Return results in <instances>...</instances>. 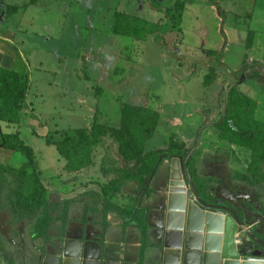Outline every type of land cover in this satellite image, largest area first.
<instances>
[{
	"label": "rangeland",
	"instance_id": "obj_1",
	"mask_svg": "<svg viewBox=\"0 0 264 264\" xmlns=\"http://www.w3.org/2000/svg\"><path fill=\"white\" fill-rule=\"evenodd\" d=\"M27 1L19 0V3L22 5ZM178 1L186 2L181 24L174 19L180 30L167 28L160 35L146 32L142 39L113 31L116 11L140 16L153 25L166 22L164 7L170 14H176ZM214 1L227 16L225 24L217 7L208 0H161L163 8H159L155 0H65L64 10L59 9L60 5L56 6L57 0H51L49 6L59 10L44 7L29 10L28 22L24 19L23 25L15 31L14 42L29 65L31 87L27 104L31 111L23 112L19 128L2 123V130L14 133L20 129L24 141L35 150L47 186L46 180L64 169L65 160L55 142L69 133L66 130L91 127L97 119L105 136L116 141L115 133L122 127L128 107L141 106L139 103L150 106L152 100L163 115L159 112L158 132L154 140L147 143L146 150L166 147L171 135L177 140H180L177 137L187 140L183 142L189 154L203 128L193 154L195 167L198 162L196 172L199 174H196L215 177L210 190L216 198L214 203L232 205L238 213H244L247 220L261 218L264 214V182L251 186L234 178L236 172L247 170L251 152L222 140L216 124L226 113L231 85L240 94L264 102V0ZM23 12V9L18 12L15 19ZM7 21L6 18L3 25H7ZM222 26L226 37L221 33ZM251 29L254 35L250 41L248 32ZM231 69L237 70L235 76L230 73ZM202 109L206 114L212 111L213 117L204 120ZM127 118L133 123L135 116L129 114ZM94 153L98 158V146L93 156ZM1 154L4 158L9 157ZM110 156H104L103 169L108 171L107 179H117L120 183L123 172L129 169L117 167L118 161ZM25 162V157L17 152L11 161L0 164L20 168ZM174 162L176 169H173ZM184 162L181 157L164 158L149 186L130 180L125 193L113 192L110 200L114 205L107 203L100 193V182L95 179L101 177L95 166L87 173V179L91 181L81 187L67 186L63 192L48 188L49 192L43 194L40 203L35 202L20 211L25 218L16 216L17 209L0 207V264H43L46 256H54L52 251L59 250L62 254L74 243L80 245L83 253L91 246V249H97L99 264L119 263L124 248H120V243L111 241L109 244L106 238L107 213L111 212L115 219L122 218L125 230L133 221L128 217L129 212L144 204L149 208L147 218L154 214L152 220L160 216L166 222L173 174L178 173L177 180L183 181ZM123 164L130 168L125 162ZM31 170L27 163V172L31 173ZM89 185L95 187L89 192L78 193ZM187 188H191L189 182L184 185V192ZM60 200L65 201V207L69 205L70 213L73 212L71 218H53L46 229L44 225L48 219L45 220L44 215H55L54 209L47 210L48 206L53 207ZM89 210L103 212L101 233L87 226L96 218ZM41 219L45 222L41 223ZM163 226L165 228L166 224ZM253 229L263 240V235L258 232L260 224H255ZM45 230L48 232L36 236L37 231ZM157 230L153 233L163 245L162 231ZM262 230L264 232V227ZM189 231V227L180 231L179 247H173L177 249L176 254L192 252L193 249L185 245L189 240H195L203 246L207 261L223 264L224 224L218 233L219 244L212 248L207 244L210 234L207 229ZM122 237L125 239V234ZM46 238H52L53 246ZM237 239L238 246L253 241L246 231H241ZM149 246L151 243L146 240L141 249L146 250Z\"/></svg>",
	"mask_w": 264,
	"mask_h": 264
},
{
	"label": "trees",
	"instance_id": "obj_2",
	"mask_svg": "<svg viewBox=\"0 0 264 264\" xmlns=\"http://www.w3.org/2000/svg\"><path fill=\"white\" fill-rule=\"evenodd\" d=\"M159 8H163L161 0H155ZM212 2L218 10L223 24L227 16L216 1ZM37 0H30V4H35ZM153 2V0H151ZM27 6H5L3 0H0V21L6 22V15L16 13ZM186 2H176L175 13L170 14L164 8L167 16L165 23L151 22L140 16H131L122 11H116L114 14L115 23L113 31L115 34L126 35L142 39L146 32L156 35L163 34L166 29H176L174 19L180 25L184 14ZM154 27V28H153ZM179 28V29H178ZM180 30V27H177ZM221 33L226 37L223 26ZM254 30L248 32V39L251 41ZM211 53L214 51L211 50ZM31 87V74L28 64L22 59L19 51L16 50V60L12 68L0 66V152L6 155L21 153L27 162L20 168H7L8 165L0 164V207H11L17 209L16 216L20 218V211L29 208L33 203L39 202L43 194L49 192L48 187L43 180L42 171L39 168L35 150L28 145L21 136L18 129L14 133H6L2 130V123L21 126L24 106ZM257 101L249 95L240 94L234 85L230 86L228 95L227 112L223 118L216 124L220 130V138L231 144L246 148L251 152V159L245 172L238 171L235 173V179L254 186L257 182H264V122L256 118ZM129 114L135 116L134 122H129ZM122 127L115 133L116 141L119 143V153L127 162L135 161V171H124L120 180L135 179L147 187V178L158 172V166L164 158L181 157L186 160L188 150L185 142L171 138L167 148L146 151V143L154 136L160 120L159 111L145 106H129L128 112L124 114ZM129 127L125 130V127ZM69 133L59 141H56V147L60 155L65 159V168L69 172H78L93 163V152L95 147L100 143L106 133L97 119L94 120L91 127L70 128ZM48 142L50 140L48 139ZM27 163L32 167L31 173L27 172ZM25 167L22 172V168ZM188 167L191 171L194 183L198 192L205 202L214 203L216 198L210 194L213 188L212 177H201L196 173L195 155L193 154L189 161ZM30 173V174H29ZM32 182L35 186H32ZM122 183L116 180L101 186V193L107 203L112 205L110 197L113 192H120ZM149 188H147V192ZM27 203V205H25ZM40 203V202H39ZM227 204V203H226ZM233 207L232 205H230ZM62 207V208H61ZM115 207V206H114ZM234 208V207H233ZM38 209V208H37ZM54 209V210H53ZM62 209V210H61ZM47 210H53V213L44 215V227L48 229L53 218L68 217L71 218L69 205L65 207V201L60 200L53 207L48 206ZM139 210V212H138ZM60 213L58 214V212ZM149 208L138 207L129 212L128 217L135 221L142 233V245L148 238L150 226L147 221ZM244 219V213H239ZM26 217V216H22ZM45 220H39L45 222ZM41 222V223H42ZM40 223V224H41ZM50 227V226H49ZM41 230H43L41 228ZM45 231H37L36 236L44 235ZM255 232V231H254ZM255 234L261 237L257 232ZM46 241L53 244L52 238H46ZM3 243L2 245H4ZM45 250V249H44ZM144 251L141 249L139 264H144Z\"/></svg>",
	"mask_w": 264,
	"mask_h": 264
},
{
	"label": "crops",
	"instance_id": "obj_3",
	"mask_svg": "<svg viewBox=\"0 0 264 264\" xmlns=\"http://www.w3.org/2000/svg\"><path fill=\"white\" fill-rule=\"evenodd\" d=\"M50 2H51V0H37V2L35 4H30V0H29V1L25 2L24 4L20 5L19 0H3V3L6 7L9 5L10 6H19V7L27 6V7L25 9H23V10H25V12H23V14H21L22 16H18L17 20L15 19V16L18 14V12H21L22 9H20L16 13H10V14L6 15V18L9 20V21H7V25H3L4 22L0 21V66L6 67V68H12V66L14 65L15 60H16V50L19 51L20 55L22 56V59L27 63L23 53H21V50L18 49L17 45L14 42V38L16 36L15 31L19 30L18 28H20V26L23 25L22 24L23 21L25 22L24 19H26V23L28 22L27 19H29L28 14H29L30 9H32L34 7H36V8L37 7H42V8L44 7L45 9H57V8H51L53 6H51V7L49 6ZM66 4L67 3H65V0H57L56 6L59 7V5H60L61 8H59V9L64 10L62 7H64ZM46 6H48V7H46ZM59 9H57V10H59ZM57 10H56V12L59 13V11H57ZM56 12H53V13H56ZM231 71L234 73L237 70L231 69ZM150 102L153 105L149 106L148 104H140V103H139V105L153 108L162 114L161 109H159L156 105L154 106L156 101L150 100ZM27 103H28V97H27L23 112L26 109L28 111H31L30 106H28ZM202 112H203V109H202ZM203 113L205 115L204 120L207 118L213 117L212 111L211 112L209 111L207 114L205 112H203ZM256 118L259 121L264 122V102L259 101V100L257 101ZM160 120H161V118H160ZM160 120H159V122H160ZM170 125L176 126L173 124H170ZM158 126H159V123H158ZM157 132H158V127L154 133V136L151 139H149L147 141V143L151 140H154ZM171 137L172 136L170 135L169 142L171 140ZM177 138L180 139V141L187 142V140L183 137H181V138L177 137ZM169 142H168V144H169ZM147 143H146V145H147ZM232 145L238 146L235 144H232ZM97 146H98V152L100 153V155L98 156V158H96L95 153H94L93 163L90 166H88V167H86V168H84L78 172H69L65 168V165H66V161H65L63 171H60L59 173H55L54 175L50 176L48 178L49 180H46L47 183H49V186H47L46 184L45 185L49 189L57 190L59 192H63V188H65L67 186H72L74 188L75 187H77V188L81 187L83 183H84L83 185H85V184H87V182L91 181V180L87 179L88 178L87 173H89L95 166L99 170V173H100L99 177H101L99 180L97 178L95 179V181L100 182V188L102 185L108 184L109 182H111L113 180L117 181V179H113V178L107 179L108 171H105L103 169L104 166L102 164L105 162L104 156L107 154L112 155L110 157H113V159L118 161L117 167L127 168V169H129L128 171H135L136 170L135 161L127 162L126 160H124V158L119 153V143L117 141H114L113 139H109V138H107V136H103L100 143ZM167 146L164 148H167ZM109 147H110V149L108 150ZM156 149H162V148L158 147V148H155L152 150H156ZM146 151H151V150H146ZM16 153H14V154H16ZM14 154L8 155L9 157H7V158H4L3 155L1 154L0 163L6 164L8 161H11V158ZM4 155H6V154H4ZM5 161H7V162H5ZM123 162L128 164L130 168H128V166L126 167L125 164H123ZM197 164H198V162H197ZM197 164H196V168H197ZM197 173H198V171H197ZM201 177L215 178L211 174H206V173L201 174ZM130 180L136 181L139 183V181L135 180V179H128V180H124V181L120 180V183H122V190L120 192H116V193H121V194L125 193V191L127 190L126 184ZM96 184H99V183H96ZM94 187H95V185H89L88 187H84L83 189L79 190L78 193H81L83 191L89 192ZM100 193H101V190H100ZM142 205L145 206L144 204H142ZM172 211L178 212L181 214L183 213V212L176 210V209L172 210ZM92 212L96 215V218L92 222L93 225L91 223H90V225H88L89 223H87V226L93 228L94 231L101 233L103 230L101 217H103L104 214H103V212H97V211L89 210V214H91ZM71 213H73V212H71ZM71 213H70V215H71ZM153 215L154 214H151L147 218L148 224L150 226V229L148 231L147 241L151 243V246L146 248V250L144 251V264H221V262L218 263L215 260L207 261L206 257H205L206 254H205L203 246H200L199 243L197 245H194V242H197L195 240H189L188 243L185 245V247H187V248H192L193 249L192 252H188V251L186 252L185 251L183 253V251H182V252H179L178 254H176L175 250H177V249L173 248V247H179L180 235H177V233H174L172 231L169 232L170 234H172V237L170 238V236H168L167 244H165V242H166L165 228H164L163 224L164 223L166 224V222H164V220L162 218H160V216H157L158 219L152 220ZM154 216H156V215H154ZM106 219H107L106 221H107L108 226H109L107 228L106 238L108 239L109 244L111 241L116 242V243H120L122 246L120 248H124L123 258H120L119 263H116V264H139L141 245H142V233H141V230H140L139 226L137 225V223L135 221H132L130 223V226H128L125 230H123V219L122 218L115 219L111 215V212H108L106 215ZM181 221H182L181 215L173 214L171 216V223L173 226L181 225ZM256 224H260L261 229H259L258 232L261 233L264 237V232L262 230L264 227V214L261 215L260 220ZM203 227H204V229H207L205 221H204V224H201L199 227L195 228L197 230H193L194 229L193 226L189 225V228L190 229L192 228V230L189 232L190 233L195 232V231L199 232L198 230H201V228H203ZM159 228H160V231H162V237H163L162 243H163V245H160V243L158 242V236L153 233L154 230H157ZM124 234H125V239H123L124 237H122ZM170 240H172V241L170 242ZM263 241H264V239H263ZM86 244H88V243H86ZM207 244H208V247H210V248L217 246V245H214L212 247L210 246V244L208 242V235H207ZM91 247H88V248L91 249ZM76 249L78 250V248H76ZM76 249L72 250V251H70V250H66V251H68V253L70 255H73V254H75ZM79 249H80V245H79ZM88 251L95 252L96 264H98V259H99L98 258V250L97 249H95V250L91 249ZM86 253L88 254V252H86ZM120 253H121V251H120ZM127 254H129L128 257H127ZM75 259L78 260L77 258H75ZM75 264H76V262H75ZM223 264H225V261L223 262Z\"/></svg>",
	"mask_w": 264,
	"mask_h": 264
},
{
	"label": "water",
	"instance_id": "obj_4",
	"mask_svg": "<svg viewBox=\"0 0 264 264\" xmlns=\"http://www.w3.org/2000/svg\"><path fill=\"white\" fill-rule=\"evenodd\" d=\"M244 77L242 78V80ZM230 91V90H229ZM229 91L227 93V103L226 108L228 107V95ZM227 112V110H226ZM203 128L199 131L196 143L192 149V151L188 154L185 160V169H183L184 172V179L179 181H174V178L171 181V193L168 201V213L166 217V226H165V239L167 244L169 232L177 233V235H180L181 230H186L189 227L188 220H189V214L187 212L186 216L182 213L173 212L170 210V202L174 195L173 187L176 186L177 189L182 190L183 192H180V195L182 194L186 201H188L189 205H193L197 209H199L203 213L212 212L215 214H218L223 217V224H224V235H223V241H222V251H221V258L225 261V264H254V262H259L261 264H264V257H259L256 253H250V248L252 247L253 243L259 245L264 250V241L261 239V237H258L255 234V230L253 229V226L260 220V217H256L254 220H247L244 216V219H242L239 215V213L231 206L229 205H222V204H208L203 200L200 193L198 192L196 185L194 183L191 171L188 167V161L190 157L192 156L194 150L196 149L200 137L201 132ZM174 177V176H173ZM153 176L150 178L149 182H147V186L150 185V182L152 180ZM191 184V188H187L186 192H184V185L187 186V183ZM228 196H230V192H226ZM178 195V194H177ZM175 195V196H177ZM173 214L181 215V225L179 226H173L171 223V216ZM204 227L201 228L203 231ZM241 231H246L248 234H250L253 237V241H247L242 246H238L237 242V236ZM255 231V232H254ZM67 256V251L64 253L63 258V264H65V258ZM76 258L80 257V249L76 250V254H74ZM85 256L88 258L89 255L85 253ZM87 261H85L86 264ZM43 264H57L54 260L51 258H47ZM77 264V263H76ZM99 264V259H98Z\"/></svg>",
	"mask_w": 264,
	"mask_h": 264
},
{
	"label": "bare ground",
	"instance_id": "obj_5",
	"mask_svg": "<svg viewBox=\"0 0 264 264\" xmlns=\"http://www.w3.org/2000/svg\"><path fill=\"white\" fill-rule=\"evenodd\" d=\"M175 162L173 165V169H176ZM174 173H176V172H174ZM173 176H174V174H173ZM173 178H174L175 182L179 181V180H177L178 173L175 174V176ZM173 190H174V195H173L171 202H170V206H171L170 210L176 209V210L183 212V214H185V215L188 212V214H189L188 215L189 216L188 224L190 226H193V228H194L193 230H197L195 228L199 227L201 224H204V221H205L208 232L210 233V234H208V242H209L210 246L212 247L214 245H218L219 244L218 233L220 231H222L223 217L218 215V214L212 213V212H207V213L201 212L199 209L194 207L192 204L189 205L188 201L185 200L183 195L182 194L180 195V192H183L182 190L177 189L176 186L173 187ZM175 195H177V196H175ZM191 230H192V228H191ZM169 236L171 238L172 234L169 233ZM171 241L172 240H170V242ZM198 242H194V245H197ZM220 245H221V243H220ZM78 247L79 246H77L76 244H70L69 247L67 248V250L72 251ZM78 250H79V248H78ZM88 250H90V248H88ZM88 255H89V257H88V260H86L87 261L86 264H96L95 252L88 251ZM75 258L76 257L74 256V254L70 255L67 251V256L65 258V264H75V262L77 263L78 260H76ZM254 264H261V263L254 262Z\"/></svg>",
	"mask_w": 264,
	"mask_h": 264
},
{
	"label": "flooded vegetation",
	"instance_id": "obj_6",
	"mask_svg": "<svg viewBox=\"0 0 264 264\" xmlns=\"http://www.w3.org/2000/svg\"><path fill=\"white\" fill-rule=\"evenodd\" d=\"M165 8V7H164ZM233 76H235V73H233L232 71L230 72ZM230 90V88H229ZM208 204H214V203H209L207 202ZM217 204V203H216ZM219 204H222V205H226L224 203H219ZM52 245V244H51ZM53 246V245H52ZM79 248V247H78ZM57 251V252H56ZM56 251H52L51 254L54 255V256H51V257H48L46 256L44 261L47 259V258H51L52 260H54L57 264H63V258H64V253L63 252L62 254L60 253L59 250H56ZM256 253L258 254L259 257H264V250L262 249L261 246L253 243L252 247L250 248V253ZM76 254V252H75ZM86 256H85V252L83 253V250L80 248V257L77 258L78 259V262L77 264H85V259ZM43 261V262H44Z\"/></svg>",
	"mask_w": 264,
	"mask_h": 264
}]
</instances>
